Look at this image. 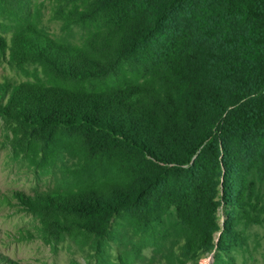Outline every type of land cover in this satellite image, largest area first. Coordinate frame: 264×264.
Returning a JSON list of instances; mask_svg holds the SVG:
<instances>
[{
  "label": "trees",
  "instance_id": "trees-1",
  "mask_svg": "<svg viewBox=\"0 0 264 264\" xmlns=\"http://www.w3.org/2000/svg\"><path fill=\"white\" fill-rule=\"evenodd\" d=\"M0 0L12 156L47 244L96 264H218L264 226V0ZM78 34V37H76ZM225 219L220 221V213Z\"/></svg>",
  "mask_w": 264,
  "mask_h": 264
},
{
  "label": "rangeland",
  "instance_id": "rangeland-1",
  "mask_svg": "<svg viewBox=\"0 0 264 264\" xmlns=\"http://www.w3.org/2000/svg\"><path fill=\"white\" fill-rule=\"evenodd\" d=\"M44 2V26L56 35H61V23L51 19V5ZM13 33L12 23L0 19V48L8 43ZM78 37V34H76ZM3 48V47H2ZM1 55V53H0ZM0 56V91L10 83L21 81L18 71ZM9 126L0 117V264H96L87 253H82L74 244H47L41 239L39 218L31 213L23 201L36 196L54 185V181L35 175L22 161L12 156L8 144ZM224 212L220 213L225 219ZM237 230L245 237L244 244L227 252L222 264H264V226L241 222ZM135 264H165L152 249H144L142 259ZM200 264H218L215 252L200 261Z\"/></svg>",
  "mask_w": 264,
  "mask_h": 264
}]
</instances>
